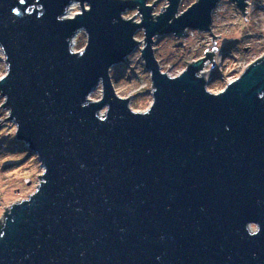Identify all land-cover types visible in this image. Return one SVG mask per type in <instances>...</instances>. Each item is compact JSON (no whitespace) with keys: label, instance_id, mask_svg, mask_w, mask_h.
I'll list each match as a JSON object with an SVG mask.
<instances>
[{"label":"water","instance_id":"water-1","mask_svg":"<svg viewBox=\"0 0 264 264\" xmlns=\"http://www.w3.org/2000/svg\"><path fill=\"white\" fill-rule=\"evenodd\" d=\"M158 1L0 0L4 121L44 169L0 218V264H264V55L219 93L203 71L215 46L168 75L154 39L213 35L220 0L180 14L182 0H167L155 17ZM232 1L248 13L250 0ZM74 3L81 11L69 18ZM130 9L141 22L124 17ZM139 29L153 87L144 112L110 74Z\"/></svg>","mask_w":264,"mask_h":264},{"label":"rangeland","instance_id":"rangeland-1","mask_svg":"<svg viewBox=\"0 0 264 264\" xmlns=\"http://www.w3.org/2000/svg\"><path fill=\"white\" fill-rule=\"evenodd\" d=\"M157 0H148L152 5ZM198 0H182L179 14L187 10ZM167 0L156 3L153 14L158 16L166 10ZM162 7H164L162 9ZM162 9V10H161ZM81 11L79 3H74L67 17L73 18ZM247 14L244 15L232 0H220L213 12L212 33L187 30L181 37L173 34L159 35L154 39V52L161 70L174 77L184 71L188 64L205 58V52L214 50L215 66L210 59L206 61L204 72L208 78V89L219 93L224 90L230 77H238L244 69L264 55V0H250ZM135 16V17H134ZM126 19L141 22L138 9H130L124 13ZM247 19L248 21H246ZM139 45L123 63L111 69V77L116 92L123 98H130V106L136 111H146L153 101L152 82L141 55L145 34L139 29L135 34ZM87 43L84 30L78 32L74 49L82 50ZM7 65L0 47V79L6 74ZM131 96V97H130ZM102 97V86L99 85L90 95L93 101ZM5 97L0 93V218L14 203L29 199L37 190L43 174L37 155L31 152L26 143L18 141L16 125L9 119V111L1 107ZM31 180L27 185L26 180Z\"/></svg>","mask_w":264,"mask_h":264},{"label":"built area","instance_id":"built-area-1","mask_svg":"<svg viewBox=\"0 0 264 264\" xmlns=\"http://www.w3.org/2000/svg\"><path fill=\"white\" fill-rule=\"evenodd\" d=\"M73 47H74V45H73ZM73 49H74V48H73ZM247 66H248V65H247ZM247 66L243 67L244 69H242L240 75L244 72V70L247 68ZM240 75H239V76H240ZM239 76H238V77H239ZM238 77H230V78L228 79L227 85H228L229 83L235 81ZM227 85H226V86H227ZM222 91H223V90H222ZM220 92H221V91H220Z\"/></svg>","mask_w":264,"mask_h":264},{"label":"snow or ice","instance_id":"snow-or-ice-1","mask_svg":"<svg viewBox=\"0 0 264 264\" xmlns=\"http://www.w3.org/2000/svg\"><path fill=\"white\" fill-rule=\"evenodd\" d=\"M20 2H21V3H24V2H25V0H20Z\"/></svg>","mask_w":264,"mask_h":264},{"label":"bare ground","instance_id":"bare-ground-1","mask_svg":"<svg viewBox=\"0 0 264 264\" xmlns=\"http://www.w3.org/2000/svg\"><path fill=\"white\" fill-rule=\"evenodd\" d=\"M75 50V49H74ZM208 79V78H207ZM209 90V89H208Z\"/></svg>","mask_w":264,"mask_h":264}]
</instances>
